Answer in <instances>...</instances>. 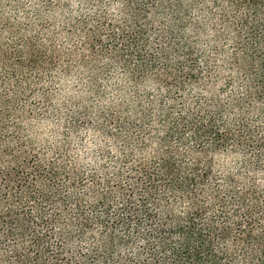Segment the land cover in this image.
Wrapping results in <instances>:
<instances>
[{"label": "trees", "instance_id": "16d2710c", "mask_svg": "<svg viewBox=\"0 0 264 264\" xmlns=\"http://www.w3.org/2000/svg\"><path fill=\"white\" fill-rule=\"evenodd\" d=\"M69 2L0 0V264H264V0Z\"/></svg>", "mask_w": 264, "mask_h": 264}, {"label": "rangeland", "instance_id": "374dc122", "mask_svg": "<svg viewBox=\"0 0 264 264\" xmlns=\"http://www.w3.org/2000/svg\"><path fill=\"white\" fill-rule=\"evenodd\" d=\"M81 1L82 0H70V2H69L70 5H69V8H68L67 16H69L70 18H74V17H76L78 12H86L87 13L89 11V10H86V9H89V8H87V7L84 8L83 5H81ZM66 37L67 36L64 35V34L61 36V41H63L65 44L67 43ZM77 72L78 73L79 72H83V70H78ZM116 76H118V75H116ZM72 84H73V81H69L66 84H65V81L62 82V85L64 87L71 86ZM75 86H78V85H75ZM79 87H81V86H79ZM80 92H81V90H79V93ZM59 97H60V102H63V99H62L63 97H61V96H59ZM219 161H220V164L223 165L225 168L234 169V168L237 167V164L239 163L240 160L237 157L224 156V157L219 158Z\"/></svg>", "mask_w": 264, "mask_h": 264}]
</instances>
